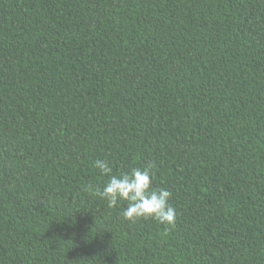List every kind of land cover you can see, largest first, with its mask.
Returning <instances> with one entry per match:
<instances>
[{
	"label": "trees",
	"instance_id": "16d2710c",
	"mask_svg": "<svg viewBox=\"0 0 264 264\" xmlns=\"http://www.w3.org/2000/svg\"><path fill=\"white\" fill-rule=\"evenodd\" d=\"M0 264H264V0H0Z\"/></svg>",
	"mask_w": 264,
	"mask_h": 264
},
{
	"label": "clouds",
	"instance_id": "9594fccd",
	"mask_svg": "<svg viewBox=\"0 0 264 264\" xmlns=\"http://www.w3.org/2000/svg\"><path fill=\"white\" fill-rule=\"evenodd\" d=\"M94 166L107 177V182L102 187L89 184L85 190L106 200L109 208L126 204L122 211L125 220L154 219L166 227L175 225L176 209L170 203L172 193L166 188L152 187L155 162L120 174H113L107 159H97Z\"/></svg>",
	"mask_w": 264,
	"mask_h": 264
}]
</instances>
